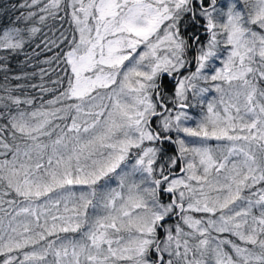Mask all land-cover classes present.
Instances as JSON below:
<instances>
[{
    "label": "snow or ice",
    "instance_id": "obj_1",
    "mask_svg": "<svg viewBox=\"0 0 264 264\" xmlns=\"http://www.w3.org/2000/svg\"><path fill=\"white\" fill-rule=\"evenodd\" d=\"M0 264H264V0H0Z\"/></svg>",
    "mask_w": 264,
    "mask_h": 264
},
{
    "label": "trees",
    "instance_id": "obj_2",
    "mask_svg": "<svg viewBox=\"0 0 264 264\" xmlns=\"http://www.w3.org/2000/svg\"><path fill=\"white\" fill-rule=\"evenodd\" d=\"M44 31H47V29H45ZM38 40H39V37H38ZM38 40H37V42H38ZM28 51L30 52L31 49H28ZM49 55H50V54H49ZM41 59H43V57H41ZM44 67H47V65H44ZM53 78H55V77L53 76ZM36 82H38V81H36Z\"/></svg>",
    "mask_w": 264,
    "mask_h": 264
}]
</instances>
